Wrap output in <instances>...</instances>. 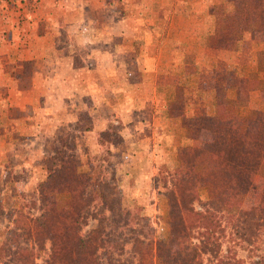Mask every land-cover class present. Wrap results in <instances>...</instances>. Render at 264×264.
Returning <instances> with one entry per match:
<instances>
[{"label":"rangeland","instance_id":"obj_1","mask_svg":"<svg viewBox=\"0 0 264 264\" xmlns=\"http://www.w3.org/2000/svg\"><path fill=\"white\" fill-rule=\"evenodd\" d=\"M38 1L0 0V27L6 24L5 20L7 19L9 21L7 24L11 25L13 21L20 23L19 18L22 16L28 18L30 11L36 13ZM87 1H90L87 9H91L88 11H91L96 17L95 22L102 31V42L119 46L122 42L126 43V38L134 36L132 43L138 45V47L133 45L137 53L140 50L142 57L159 58L157 61L160 63L159 67H153L150 64L148 67L150 73L153 69L165 73V77H158L156 81L161 86H165V89L159 92L164 95L163 99L168 113L172 118L177 119V128L175 125L173 126L175 121L170 123L166 116L162 121L163 127L155 132L153 138L150 137L151 132L144 130L138 132L140 134L139 141L133 143L129 140L128 134L133 136V131L137 133V129L144 127L146 122L142 120L141 123L136 118L132 124L131 115L126 117L124 114L122 115L123 121L114 113L110 117L107 113L110 110V105L108 107L100 106L103 103V98L99 101L101 96L95 92V98L92 101L89 100V104L86 105L89 111L82 112L75 117V122L81 126L80 130L75 133L77 156L79 159H85V162L90 157H98L102 150L97 144L99 129L109 124L116 125L118 123L121 127V143H124L125 138V146H116L118 153L117 156L110 158V167L100 163L97 169L102 180L111 179L113 188L121 192V195L116 196L112 204L117 207H139L143 216V221L140 224L146 236L157 238L162 232L168 231L173 237L174 232L177 231V225L172 222L170 216L172 212L169 198L165 199L162 193L169 188V178L177 174L178 161L189 153L190 148L198 147L204 142L211 141L216 135L224 134L229 117L250 118L256 110L264 107L262 83L258 85L263 90L261 94L250 93L247 95L246 93V105L242 104L244 101H239L240 104L236 105L231 98L235 89L239 90L237 84L235 85L234 75V72L237 73L238 65L245 66L242 67L244 74H248L251 67L254 66V57L255 60L257 59V66H263L264 33L248 31L244 41L241 36L236 47L227 50L232 54L227 60L230 64L225 66L222 62L215 63L212 59L213 53L206 52L203 47L207 46L211 27L220 30L222 25L230 20V5L227 0H118V2L105 0V2L99 1V3L96 1L94 4L91 0ZM65 2L66 0H64ZM261 2L264 7V0ZM72 10L70 11L71 17L53 16L48 22L46 20L43 22L45 24L47 22L48 26L55 30L62 28L63 24L72 26L67 22L78 21L77 16L80 13L76 6ZM49 15L52 16L51 13ZM39 24H42L41 20ZM85 26V23L82 22L79 25L80 28H85ZM131 30L133 31L131 32ZM117 32L120 33L115 35ZM7 39L13 40V36L8 35ZM58 44L63 45L64 43L58 40ZM12 53V51L7 52L0 49V66H2V68L0 67V76L5 74L2 78H6L4 84L0 83V101L1 98L6 97L9 103L12 102L6 109L18 108V104H20L24 110L25 107L38 109V113L39 110H42V118H45L46 110L50 113L46 100L52 85L48 83L47 87H44L45 91L41 90L40 94L38 93L37 105L36 99L31 96L33 93L31 87L34 84L19 83L15 77L13 65L7 61V55H10L9 58H11ZM108 53L111 55L110 59L117 57L116 51L110 50ZM118 68V77L115 76L111 84L105 81L98 84V87L110 86L115 89L114 93L120 92L119 96H122L123 89L126 93H130L133 89L132 84H136L138 85L136 90L142 89L143 94L149 96L148 88L150 91L151 88L146 84L149 81L147 80L148 76L145 77V74L137 72L130 81L128 75L127 78L123 75L122 67ZM261 68L264 73V66ZM131 69L135 71L136 67ZM131 69L129 68V70ZM125 71H127L126 68ZM255 79L262 78L259 76ZM16 81H18L16 87L19 91L25 90V98L22 100L13 98L17 95L14 93ZM224 86L226 87L224 91L219 92ZM28 93L30 94L28 95ZM154 93L157 97V91ZM222 94L225 96L226 102L223 105L226 108L218 106L216 99L213 98L216 96L217 99H220ZM119 98L115 96V99L110 100L109 103H120ZM78 101L64 99L63 106H70L72 102L76 105ZM148 101L155 103L158 98L153 97ZM120 107L116 106L114 111L116 108L120 110ZM213 114H216L214 116L215 133H202L197 140L187 139V135L181 133L179 115L192 118ZM0 117H2L0 125L9 126L8 130H0V243H4L16 241V236L9 232L15 223L16 225L23 224L28 216L38 215L43 208L62 207L64 196L56 194L52 189L42 184L46 152L62 129L58 126L56 128L59 129H53V125L39 117L43 123L41 131L38 133L32 132L28 125L24 129L14 130L13 126H17L15 123L17 119L14 115L4 114ZM68 124L73 125V123ZM122 124L127 128V131H123ZM68 129L70 130V128ZM31 134H35L36 138H33ZM47 147L48 150H46ZM130 152H134V155H126ZM261 189L262 180L256 176L240 204L241 212L256 211ZM93 224L94 222L90 220L82 232L91 228ZM231 232L233 231L230 229L225 231L227 234L221 243L222 253L225 246H229L231 251L237 246L239 235L228 236L232 234ZM227 237L229 238L226 239ZM232 237L235 244H230ZM227 241L228 244L225 245ZM172 246L177 247V242H172ZM235 251H237L235 252L237 259L242 262L244 253L240 250Z\"/></svg>","mask_w":264,"mask_h":264},{"label":"trees","instance_id":"obj_2","mask_svg":"<svg viewBox=\"0 0 264 264\" xmlns=\"http://www.w3.org/2000/svg\"><path fill=\"white\" fill-rule=\"evenodd\" d=\"M230 20L210 34L207 46L230 49L244 32L264 33L261 0H227ZM191 140L215 133L212 116H178ZM76 122L56 136L44 160L42 184L64 196L61 208L46 207L9 232L15 242L0 243V264H264V107L250 118L229 117L224 134L189 149L162 193L171 204L173 237L144 234L139 207L113 206L121 192L102 180L98 166L110 167L121 142L120 125L97 134L98 157L82 165L75 158ZM262 180L255 212L240 204L254 177ZM24 219V217H23ZM94 224L82 232L89 221ZM238 236L236 248L221 250L225 231ZM227 237L226 239H228ZM230 239V244H235ZM177 242V247L172 242ZM228 244V241L225 245ZM234 249V250H233ZM235 250L244 253L242 262Z\"/></svg>","mask_w":264,"mask_h":264},{"label":"crops","instance_id":"obj_3","mask_svg":"<svg viewBox=\"0 0 264 264\" xmlns=\"http://www.w3.org/2000/svg\"><path fill=\"white\" fill-rule=\"evenodd\" d=\"M91 1L92 4L96 1H98V3L99 1L105 2V0ZM115 2H118V0H115ZM89 3L90 1L87 0H66L65 3L64 0H39L36 4V13H32V11H30L28 18L25 16L19 18L20 23H18V21L17 23H14L13 21L11 25H8V19L5 20L6 24L0 27V49L6 50L7 52H13L11 58H9L10 55H7V61L13 65V71H15V77L19 83L34 84L31 87L33 91L31 96L36 99L37 105V100L40 94L39 92L41 90L45 91L44 87H47L48 83L52 86L50 89L51 92H49V96H47L46 100L49 104L48 110L50 113L46 110L45 113L47 116L45 118H42V110H39V113L38 109H29L25 107L24 110L20 107V104H18V108L6 109L10 106V103H12H9L6 100L8 99L6 97L1 98L0 101V116L4 114L14 115L17 119V121H15L17 126H13L14 130L19 128L24 129L28 125V128H31L32 132L38 133L41 131V125L43 123L40 121L39 117L53 125V129L56 130L60 128L63 130V127L67 128L69 125H72L68 123L74 124L76 121L75 117L80 113L89 111L88 108H86V105L89 104V100L92 101L95 98L94 93L97 92V94H100L101 96L99 101L103 98V103H101L100 106L104 105L105 107H108L110 105V110L107 112L110 117L114 113L116 117L119 116L121 121H123L122 115L124 114L126 117L131 115L132 124H134V120L136 118L141 123L142 120L146 122L144 127L142 124V127L137 129V133H134L133 131V136L128 134L129 140L133 143L139 141L138 136L140 134L138 132H142L144 130H146V132H151L150 137L153 138L155 132H158L160 128L163 127L162 121L166 116H168L170 123L175 121L173 126L175 125L177 128V119L172 118L170 113H168V110L165 108V102L163 99L164 95L159 92L163 91L165 86H161L156 81L158 77H165V73L163 71L160 72V70L155 71V69H153L150 73L148 67L149 64L153 67H159L160 63L157 62L159 61V58L151 59L149 57H142L140 50L137 53L135 47H138V45L132 43L134 36L126 38V43L124 44L122 42L119 46H115L109 42H102V31L98 27L97 22H95L96 17L93 16L91 11H88L91 9H87ZM75 6L78 8L80 13L77 16L78 21L67 22V24L72 26H66L63 24L62 28H57L56 30L55 28L48 26L47 22L53 16L59 17V15H64V17H71L72 15H70V11H73L72 8ZM65 12L67 13L64 14ZM49 13H51L52 16H50ZM40 20L42 21V24H39ZM44 20L47 21L46 24L43 22ZM81 22L85 23V28L79 27ZM221 29L217 30V28L212 26L208 34L210 35L220 32ZM132 31L133 30H131V32ZM119 33L120 32H117L115 35ZM246 33L247 32H244L242 35L243 41ZM8 35L11 37L13 36V40L7 39ZM58 40L63 41L64 44H58ZM238 43L239 42L234 43L230 49L235 48ZM133 45H135V47ZM140 45L142 46L143 44ZM203 49H205L208 53H213L212 59L215 63L219 64V62H222L225 66L230 64L227 60L230 58L232 53L227 51L228 49H213L207 46H204ZM110 50L116 51V58L110 59L111 55L108 53ZM253 59L254 66L251 67L248 74L242 73V67L245 66L239 65L236 68L237 73L234 72L235 85L237 84L239 90L235 89L231 98L234 100L236 105L240 104L239 101H244L242 104L246 105V93L249 95L250 93L261 94V92H263L261 87L258 85L259 83H262L264 87V73L261 68L264 66V63L263 66H257V59L255 60V57ZM174 65H176L175 62ZM134 66L136 67L135 71L131 69ZM0 67L2 68V66ZM118 67H122L123 75L126 78L128 75L130 81L132 80L133 75L137 72L145 74V77L148 76L147 80L149 81H147L146 84L151 88V91L148 88L149 96H145L142 89L136 90V87H138L136 84H132L133 89L130 93H126L125 89H123L122 96H119L120 92L114 93L115 89L110 86L108 87L107 85H104L103 87H98V84H102L105 81L106 83L111 84L112 79L115 78V76L118 77ZM125 68L127 71H125ZM129 68L131 70H129ZM257 71L261 72L258 73ZM4 75L1 74L0 76V83L2 84L6 81V78H2ZM259 76H261L262 79H255ZM18 81L14 83V88H16L14 93H17V95L13 98L22 100L25 98V90L19 91L16 87ZM222 88H219V92L224 91V88L226 87L224 86ZM155 91H157V97L154 95ZM29 94L30 93H28V95ZM151 95L158 98V101L150 103L148 99H153ZM115 96L120 97V103L110 104V100L113 101ZM217 97L220 96L217 95ZM224 97V94H222L220 99H217L216 96L213 97L216 99L218 106H221L222 108H226V106L223 105L224 102H226ZM64 99L67 101L74 99L79 101L76 105L72 102L70 106L65 105L64 107ZM105 100L107 101L104 102ZM13 103H15V101H13ZM118 105L119 107L121 106L120 110H117L116 108L114 111V108ZM215 115L216 114L210 116L214 117ZM57 126L59 128H56ZM122 126L123 131H127L124 124H122ZM106 127L99 129V131L104 130ZM8 128L9 126L0 125V130L2 131L8 130ZM181 133L185 136L187 135L183 129L181 130ZM31 136L36 138L35 134H31ZM76 141L77 139L75 138V158L80 164L84 165L86 163L85 159H79L77 156ZM121 142L117 145V147L120 145L125 146V138L124 143ZM117 147L115 149L116 153H118ZM46 150H48V147ZM132 154L134 155V152H130L126 155L132 156Z\"/></svg>","mask_w":264,"mask_h":264}]
</instances>
